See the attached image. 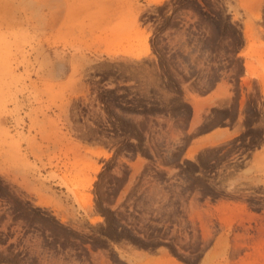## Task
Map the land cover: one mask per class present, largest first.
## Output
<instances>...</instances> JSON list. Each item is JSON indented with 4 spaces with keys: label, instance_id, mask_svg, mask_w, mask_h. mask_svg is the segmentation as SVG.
<instances>
[{
    "label": "rangeland",
    "instance_id": "1",
    "mask_svg": "<svg viewBox=\"0 0 264 264\" xmlns=\"http://www.w3.org/2000/svg\"><path fill=\"white\" fill-rule=\"evenodd\" d=\"M0 264H264V0H0Z\"/></svg>",
    "mask_w": 264,
    "mask_h": 264
},
{
    "label": "bare ground",
    "instance_id": "2",
    "mask_svg": "<svg viewBox=\"0 0 264 264\" xmlns=\"http://www.w3.org/2000/svg\"><path fill=\"white\" fill-rule=\"evenodd\" d=\"M246 66V65H245Z\"/></svg>",
    "mask_w": 264,
    "mask_h": 264
}]
</instances>
